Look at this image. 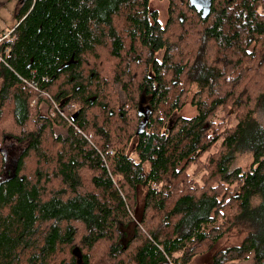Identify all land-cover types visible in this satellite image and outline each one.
<instances>
[{"label": "trees", "instance_id": "16d2710c", "mask_svg": "<svg viewBox=\"0 0 264 264\" xmlns=\"http://www.w3.org/2000/svg\"><path fill=\"white\" fill-rule=\"evenodd\" d=\"M19 2L0 45V264H264V0L206 18L167 0L162 26L150 0ZM189 96L196 116L174 118Z\"/></svg>", "mask_w": 264, "mask_h": 264}, {"label": "rangeland", "instance_id": "374dc122", "mask_svg": "<svg viewBox=\"0 0 264 264\" xmlns=\"http://www.w3.org/2000/svg\"><path fill=\"white\" fill-rule=\"evenodd\" d=\"M167 7H168V2L167 0H150L149 2V8L150 10H154L157 12L158 16H159V22L160 25H164L166 20H167ZM163 52H159L156 55V59L160 60L162 57ZM117 90H118V95L120 98V101H124V94L120 91L119 87L117 86ZM191 96V95H190ZM190 96L186 101V105L184 106V108H182L179 111H176L173 115L174 118H192L194 116H196V109L194 106L191 105L190 103ZM47 104V100L44 99L42 105H41V112L42 114H47L48 113V106ZM256 120L264 127V111H259L256 116H255ZM56 133H61L62 135L66 136V129L65 128H57L56 129ZM17 151V150H16ZM16 151H14L11 155V158L16 156ZM235 158L234 161L232 163L231 169H236L239 168L240 170H242L243 172H247L252 164V153L250 150L245 149L243 151H237L235 153ZM194 169L192 168L189 173H192ZM4 175H6V172L4 173ZM5 176H3L4 178ZM242 238L237 237V236H229L226 237L224 239H222L221 241H219L216 246L213 248L212 252H216L218 250H223L227 247H229L230 245H236L238 243H240ZM213 253H208L205 254L203 256L197 257L193 260L192 264H209V261L211 259Z\"/></svg>", "mask_w": 264, "mask_h": 264}, {"label": "crops", "instance_id": "0c3cea01", "mask_svg": "<svg viewBox=\"0 0 264 264\" xmlns=\"http://www.w3.org/2000/svg\"><path fill=\"white\" fill-rule=\"evenodd\" d=\"M20 0H0V35L11 30L16 25V14L20 6ZM250 264V263H238Z\"/></svg>", "mask_w": 264, "mask_h": 264}, {"label": "water", "instance_id": "95a60500", "mask_svg": "<svg viewBox=\"0 0 264 264\" xmlns=\"http://www.w3.org/2000/svg\"><path fill=\"white\" fill-rule=\"evenodd\" d=\"M188 2L189 5L193 9H195V11L199 13L202 18H206L209 15L212 6V0H188ZM77 115H78V111H76L72 115V119L75 120ZM147 122H148V117H144L143 121L140 123L138 127L137 134L143 133L147 125Z\"/></svg>", "mask_w": 264, "mask_h": 264}, {"label": "built area", "instance_id": "2783aa9c", "mask_svg": "<svg viewBox=\"0 0 264 264\" xmlns=\"http://www.w3.org/2000/svg\"><path fill=\"white\" fill-rule=\"evenodd\" d=\"M12 32H13V30H9V31L5 32L4 34L0 35V45H2L4 43H8L9 41H12L13 40V38H12L13 37ZM56 110H58L59 114L61 116H63V113L58 108H56ZM69 110L71 112H74L75 111L74 105H71L70 108H69Z\"/></svg>", "mask_w": 264, "mask_h": 264}]
</instances>
